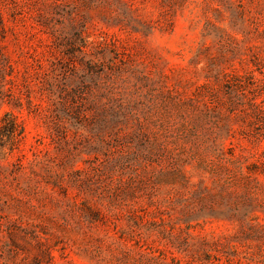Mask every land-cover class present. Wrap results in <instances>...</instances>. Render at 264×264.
<instances>
[{
    "label": "rangeland",
    "instance_id": "374dc122",
    "mask_svg": "<svg viewBox=\"0 0 264 264\" xmlns=\"http://www.w3.org/2000/svg\"><path fill=\"white\" fill-rule=\"evenodd\" d=\"M0 127V264H264V0H0Z\"/></svg>",
    "mask_w": 264,
    "mask_h": 264
},
{
    "label": "trees",
    "instance_id": "16d2710c",
    "mask_svg": "<svg viewBox=\"0 0 264 264\" xmlns=\"http://www.w3.org/2000/svg\"><path fill=\"white\" fill-rule=\"evenodd\" d=\"M4 121H5V119L2 120V125H5ZM9 126L11 127V129H15V128L17 127L13 121H11V122L9 123ZM2 128H3V127H0V132H1ZM12 132H13V131H12ZM19 135H20V133L18 134V136H19Z\"/></svg>",
    "mask_w": 264,
    "mask_h": 264
}]
</instances>
